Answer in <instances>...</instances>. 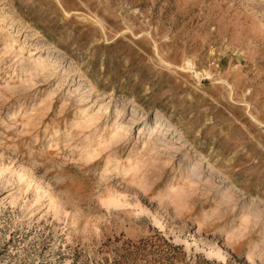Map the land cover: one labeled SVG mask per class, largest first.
Wrapping results in <instances>:
<instances>
[{
  "label": "rangeland",
  "instance_id": "374dc122",
  "mask_svg": "<svg viewBox=\"0 0 264 264\" xmlns=\"http://www.w3.org/2000/svg\"><path fill=\"white\" fill-rule=\"evenodd\" d=\"M0 264H264V0H0Z\"/></svg>",
  "mask_w": 264,
  "mask_h": 264
}]
</instances>
